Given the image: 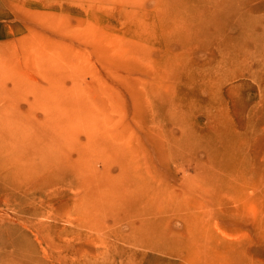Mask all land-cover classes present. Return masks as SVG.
Listing matches in <instances>:
<instances>
[{"label": "rangeland", "instance_id": "obj_1", "mask_svg": "<svg viewBox=\"0 0 264 264\" xmlns=\"http://www.w3.org/2000/svg\"><path fill=\"white\" fill-rule=\"evenodd\" d=\"M0 264H264V0H0Z\"/></svg>", "mask_w": 264, "mask_h": 264}]
</instances>
